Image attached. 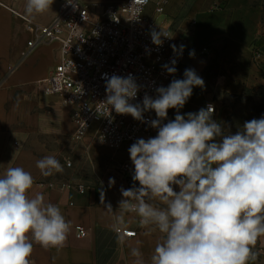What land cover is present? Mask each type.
Listing matches in <instances>:
<instances>
[{
    "label": "clouds",
    "instance_id": "1",
    "mask_svg": "<svg viewBox=\"0 0 264 264\" xmlns=\"http://www.w3.org/2000/svg\"><path fill=\"white\" fill-rule=\"evenodd\" d=\"M53 2L26 0V18L48 11ZM162 37L171 38L162 30L151 32L157 46ZM171 47L179 57L185 46ZM194 55V50L189 52ZM176 63L173 58L162 67L174 75ZM183 76L157 87L155 98L145 94L141 103H131L141 88L131 74L103 77L106 99L100 103L108 116L114 110L158 130L155 137L139 138L128 149L133 185L121 187L116 219L123 224L124 214L134 213L149 230L146 235L156 230L162 234L150 264H250L258 256L253 247L264 236V116L225 134L212 118L211 104L181 115L193 89L205 87L195 69H185ZM169 109L176 110L172 120H167ZM149 111L157 118L145 120ZM36 167L46 177L63 172L52 155L39 159ZM108 183L114 185V178ZM33 184L31 173L19 166L7 168L0 177V264H31L32 241L47 249L62 247L67 239L70 221L58 206L45 202L43 193L29 196ZM173 185L179 186L178 192ZM100 203L113 212L103 189ZM131 255L134 264H145L139 248H132Z\"/></svg>",
    "mask_w": 264,
    "mask_h": 264
},
{
    "label": "crops",
    "instance_id": "2",
    "mask_svg": "<svg viewBox=\"0 0 264 264\" xmlns=\"http://www.w3.org/2000/svg\"><path fill=\"white\" fill-rule=\"evenodd\" d=\"M59 2L54 0L48 11L29 19L42 25L48 23ZM241 2L244 3V0H168L163 15L158 17L161 19L159 27L170 31L172 45L185 46L186 56L176 71L178 78L183 79L185 69L191 68L205 82L203 89H193L192 96L180 109V114L197 112L205 108L207 103H212L215 108L212 118L222 124L225 134H235L244 122L264 116V113L255 112L254 107L259 104H244L243 99L246 92L255 94L264 91V57L240 60L237 52L244 51L241 44L249 45L248 42L226 35L227 28H234V23L241 18V15L235 16L239 9L256 13ZM0 3L26 17V0H0ZM151 10L150 6L146 8L148 14ZM30 39L31 34L26 31L24 22L0 6V82L6 77L7 68L14 65L15 71L10 74L7 71L9 77L5 79L6 84L12 87L41 81L50 73L57 62V44L45 42L29 50L26 42ZM223 48L224 51H220ZM202 49L205 52L202 53ZM193 50L195 55L190 57L189 52ZM215 50H219L221 62L217 70L211 68ZM210 76H218L216 84L210 82ZM215 91L219 97L211 102ZM68 108L70 117L71 108ZM169 111L174 119L176 110ZM2 118L3 107L0 104V124ZM65 130L56 128L51 135L48 129V132L43 133L40 143L36 144L43 155L49 154L51 148H56L65 164L69 163V166L62 165L63 172L47 177L41 175L35 166L33 152L26 149L31 135L20 138L0 132V177L9 167L19 166L30 172L34 184L28 192L29 196L43 193L45 202L58 206L66 220L70 221V231L62 247L46 249L32 241L31 264H134L136 257L131 255L132 248H139L145 264H150V256L162 234L156 230L146 235L149 230L139 225V217L134 213H125L123 224L116 219L120 214V189L133 185L132 177L124 178L118 171L124 162H130L134 170L128 152L130 146L124 144L114 151L98 146L94 141V126L79 142H73L72 133L68 135ZM109 178L115 180L111 187ZM62 185L70 187L60 189ZM76 185L84 187L83 194L77 192ZM136 185L139 187L138 182ZM173 187L179 191V186ZM101 189L105 192V204L110 203L114 213L100 203ZM151 202L162 206L158 201ZM75 226H82L86 230L85 238H76ZM116 228L133 230L136 236L121 238L114 233ZM253 251L258 256L250 264H264V236L258 237Z\"/></svg>",
    "mask_w": 264,
    "mask_h": 264
},
{
    "label": "built area",
    "instance_id": "3",
    "mask_svg": "<svg viewBox=\"0 0 264 264\" xmlns=\"http://www.w3.org/2000/svg\"><path fill=\"white\" fill-rule=\"evenodd\" d=\"M168 0H124L120 3H108L102 6L88 4L83 0H60L53 18L46 24H38L29 18L10 11L24 22L31 39L26 46L31 48L45 43L58 46L57 62L50 73L41 82L40 92L44 97L60 98L66 107H70V122L73 127L71 140L81 141L94 126V141L107 150H118L122 145L131 146L139 138L155 137L158 130L147 123L133 119L130 115H120L101 105L106 99L105 74L127 77L131 74L141 86L137 97L131 103H141L145 94L155 98V89L167 87L177 74H168L162 67L175 58L176 68L182 65L186 56L183 50L179 57L172 50L170 31L161 29L158 17L164 13ZM99 6L101 12L97 20L92 19L93 8ZM151 7V13L146 12ZM165 31L171 38H164L162 45L153 44L151 32ZM178 47V46H177ZM205 49H202V53ZM258 58V57H255ZM16 65L7 68L14 72ZM212 103H207V107ZM215 112V108H214ZM214 114V113H213ZM145 120L156 119L154 111L144 113ZM167 120H172L168 110ZM167 120L164 122L167 123ZM69 166V163H66ZM124 178L132 177L134 172L130 162L118 167ZM70 185L59 186L60 189ZM79 194L84 193L82 185L75 186ZM76 238H85L86 230L82 226L74 227ZM114 233L121 238H134L136 232L130 229L116 228Z\"/></svg>",
    "mask_w": 264,
    "mask_h": 264
},
{
    "label": "rangeland",
    "instance_id": "4",
    "mask_svg": "<svg viewBox=\"0 0 264 264\" xmlns=\"http://www.w3.org/2000/svg\"><path fill=\"white\" fill-rule=\"evenodd\" d=\"M88 4L104 5L108 3H120L124 0H83ZM244 3L251 7L256 13H250V10L239 9L235 16L241 15L237 23H234V28H227L226 35L228 37L243 38L249 45H242L245 50L238 51L237 54L240 60L254 57H264V0H244ZM241 2V4H244ZM101 8L96 6L92 11V19L99 18ZM232 15H230L231 17ZM247 16V17H246ZM233 17V16H232ZM231 17V18H232ZM246 17V18H244ZM161 19L158 18L159 25ZM25 27V26H24ZM226 36V37H227ZM220 51H224L220 50ZM223 53V52H222ZM215 59L211 65L213 70H217L220 62L219 50H215ZM20 66V65H19ZM7 68V66H6ZM6 72V77H3L0 82V104L3 107V118L0 124V132L3 134L15 135L20 138L31 135L26 149L33 152V159L36 162L48 155L55 156L62 165H66L63 158L58 155L56 148H51L49 154L41 153L42 151L36 147L40 143L43 133L45 134L50 129L51 135L55 133L56 128H65V132L69 135L72 133V125L69 120V108L66 107L60 98L44 97L40 92L41 82H27L18 86H8L5 79L9 77ZM212 84H216L218 76H210L208 78ZM234 79V78H232ZM219 93L215 91L211 102L218 99ZM244 104H259L256 107V113H264V91L251 94L246 92L243 96ZM261 104V105H260ZM260 106V107H259ZM54 107H56L54 109ZM261 108V109H258ZM249 120V119H248ZM48 122L51 124L48 125ZM56 123V124H55ZM71 127V131H70ZM39 139V141H38Z\"/></svg>",
    "mask_w": 264,
    "mask_h": 264
}]
</instances>
